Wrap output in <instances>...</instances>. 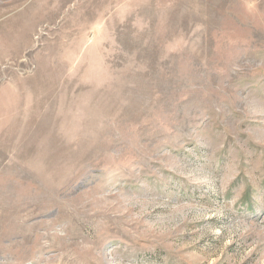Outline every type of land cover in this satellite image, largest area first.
Returning a JSON list of instances; mask_svg holds the SVG:
<instances>
[{"label":"rangeland","instance_id":"1","mask_svg":"<svg viewBox=\"0 0 264 264\" xmlns=\"http://www.w3.org/2000/svg\"><path fill=\"white\" fill-rule=\"evenodd\" d=\"M0 264H264V0H0Z\"/></svg>","mask_w":264,"mask_h":264}]
</instances>
